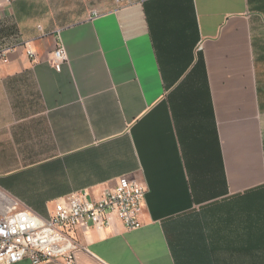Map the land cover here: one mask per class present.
Segmentation results:
<instances>
[{
  "label": "crops",
  "instance_id": "obj_1",
  "mask_svg": "<svg viewBox=\"0 0 264 264\" xmlns=\"http://www.w3.org/2000/svg\"><path fill=\"white\" fill-rule=\"evenodd\" d=\"M81 1L0 0V187L47 216L143 184L141 226L78 228L76 264H264V0H100L49 20Z\"/></svg>",
  "mask_w": 264,
  "mask_h": 264
},
{
  "label": "built area",
  "instance_id": "obj_2",
  "mask_svg": "<svg viewBox=\"0 0 264 264\" xmlns=\"http://www.w3.org/2000/svg\"><path fill=\"white\" fill-rule=\"evenodd\" d=\"M13 0H3L10 4ZM143 1V0H140ZM125 4L131 0H116ZM99 12L92 11L90 17ZM199 44L197 49H201ZM11 47L0 41V62L7 60ZM28 55L33 52L27 50ZM68 59L66 50L58 45L50 59L59 71ZM145 188L140 182L120 177L116 184L102 191L98 198L88 197L86 191L70 194L66 201H58L42 216L24 206L16 197L0 187V264H29L58 261L76 264L75 253L86 250L76 236L80 227H109L115 219L126 230L141 226L140 215Z\"/></svg>",
  "mask_w": 264,
  "mask_h": 264
},
{
  "label": "rangeland",
  "instance_id": "obj_3",
  "mask_svg": "<svg viewBox=\"0 0 264 264\" xmlns=\"http://www.w3.org/2000/svg\"><path fill=\"white\" fill-rule=\"evenodd\" d=\"M100 0H82L81 6L69 7L70 2L64 3V7L58 8L54 11L50 10L51 16L49 20L56 22L58 25L61 23H69L80 20L86 16L87 12L94 9ZM93 9V10H94Z\"/></svg>",
  "mask_w": 264,
  "mask_h": 264
}]
</instances>
